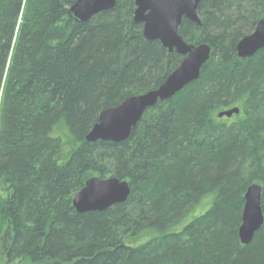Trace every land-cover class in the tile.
<instances>
[{"label":"trees","instance_id":"16d2710c","mask_svg":"<svg viewBox=\"0 0 264 264\" xmlns=\"http://www.w3.org/2000/svg\"><path fill=\"white\" fill-rule=\"evenodd\" d=\"M76 1L0 0L8 263L264 264V224L250 244L239 238L253 184L264 213V49L237 54L264 19V0H203L200 26L184 18L179 34L208 44L209 61L121 143L87 136L102 112L158 88L184 57L145 38L136 0H116L85 23L68 14ZM233 108L240 113L218 117ZM93 177L127 181L128 200L79 214L73 198Z\"/></svg>","mask_w":264,"mask_h":264},{"label":"water","instance_id":"95a60500","mask_svg":"<svg viewBox=\"0 0 264 264\" xmlns=\"http://www.w3.org/2000/svg\"><path fill=\"white\" fill-rule=\"evenodd\" d=\"M203 0H136L134 22L142 24L148 41L158 40L170 52L184 57L183 62L158 88L143 95L133 96L117 107L105 110L98 123L87 136L88 142L107 141L121 143L129 139L133 128L145 112L159 102L167 101L198 80L204 65L211 57L208 44L187 43L179 34L184 18L201 25L197 10ZM116 0H77L68 14L76 21L85 23L95 15L114 9ZM264 49V19L254 32L244 37L237 45L239 58L253 57ZM240 110L233 108L221 112L218 117L232 118ZM131 193L127 181L118 178L93 177L73 198V207L79 214L104 212L115 205L125 203ZM245 205L239 238L248 245L264 224L262 208V186L253 184L245 194Z\"/></svg>","mask_w":264,"mask_h":264},{"label":"rangeland","instance_id":"374dc122","mask_svg":"<svg viewBox=\"0 0 264 264\" xmlns=\"http://www.w3.org/2000/svg\"><path fill=\"white\" fill-rule=\"evenodd\" d=\"M209 208V206H206L204 208V210L201 213H204L205 211H207V209ZM150 235L145 234V236L140 237L139 239H137L136 242H140V241H146L149 238ZM5 247L2 243V239H1V235H0V264H9L8 260H7V254L6 251L4 250Z\"/></svg>","mask_w":264,"mask_h":264},{"label":"bare ground","instance_id":"6f19581e","mask_svg":"<svg viewBox=\"0 0 264 264\" xmlns=\"http://www.w3.org/2000/svg\"><path fill=\"white\" fill-rule=\"evenodd\" d=\"M259 230H260V229H259ZM259 230H258V231H259ZM258 231H257V232H258Z\"/></svg>","mask_w":264,"mask_h":264}]
</instances>
